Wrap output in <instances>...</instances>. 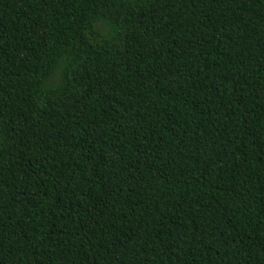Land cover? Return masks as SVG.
Wrapping results in <instances>:
<instances>
[{
	"label": "trees",
	"instance_id": "1",
	"mask_svg": "<svg viewBox=\"0 0 264 264\" xmlns=\"http://www.w3.org/2000/svg\"><path fill=\"white\" fill-rule=\"evenodd\" d=\"M0 264H264V0H0Z\"/></svg>",
	"mask_w": 264,
	"mask_h": 264
}]
</instances>
